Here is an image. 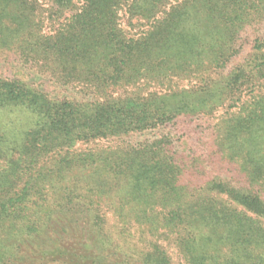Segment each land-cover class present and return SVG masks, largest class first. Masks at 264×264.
<instances>
[{"label":"trees","instance_id":"obj_1","mask_svg":"<svg viewBox=\"0 0 264 264\" xmlns=\"http://www.w3.org/2000/svg\"><path fill=\"white\" fill-rule=\"evenodd\" d=\"M0 264H264V0H0Z\"/></svg>","mask_w":264,"mask_h":264},{"label":"rangeland","instance_id":"obj_2","mask_svg":"<svg viewBox=\"0 0 264 264\" xmlns=\"http://www.w3.org/2000/svg\"><path fill=\"white\" fill-rule=\"evenodd\" d=\"M0 75L8 77L17 76L23 78L24 80L33 82L41 89L46 91L56 90L55 86L46 75L38 74L33 70L23 68L22 66L18 65L11 58V56L6 58L0 57Z\"/></svg>","mask_w":264,"mask_h":264}]
</instances>
